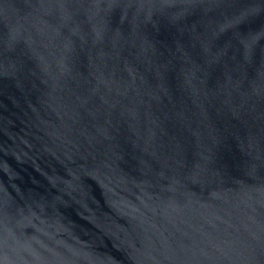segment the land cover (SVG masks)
<instances>
[{
	"label": "water",
	"instance_id": "95a60500",
	"mask_svg": "<svg viewBox=\"0 0 264 264\" xmlns=\"http://www.w3.org/2000/svg\"><path fill=\"white\" fill-rule=\"evenodd\" d=\"M0 264H264V0H0Z\"/></svg>",
	"mask_w": 264,
	"mask_h": 264
}]
</instances>
